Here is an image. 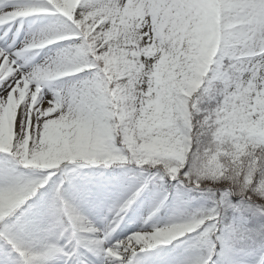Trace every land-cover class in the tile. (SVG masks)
<instances>
[{
	"label": "snow or ice",
	"instance_id": "1",
	"mask_svg": "<svg viewBox=\"0 0 264 264\" xmlns=\"http://www.w3.org/2000/svg\"><path fill=\"white\" fill-rule=\"evenodd\" d=\"M0 264H264V0H0Z\"/></svg>",
	"mask_w": 264,
	"mask_h": 264
},
{
	"label": "rangeland",
	"instance_id": "2",
	"mask_svg": "<svg viewBox=\"0 0 264 264\" xmlns=\"http://www.w3.org/2000/svg\"><path fill=\"white\" fill-rule=\"evenodd\" d=\"M26 28H27V25H26Z\"/></svg>",
	"mask_w": 264,
	"mask_h": 264
}]
</instances>
